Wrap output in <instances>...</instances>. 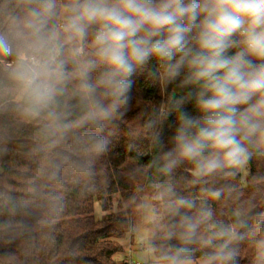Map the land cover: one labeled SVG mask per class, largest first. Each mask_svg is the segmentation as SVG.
<instances>
[{"label":"clouds","instance_id":"1","mask_svg":"<svg viewBox=\"0 0 264 264\" xmlns=\"http://www.w3.org/2000/svg\"><path fill=\"white\" fill-rule=\"evenodd\" d=\"M141 78L161 95L143 112L151 195L136 204L155 264H240L246 241L264 264V197L236 183L264 161V0H0V160L32 129L19 188L0 190V245L59 219Z\"/></svg>","mask_w":264,"mask_h":264},{"label":"trees","instance_id":"2","mask_svg":"<svg viewBox=\"0 0 264 264\" xmlns=\"http://www.w3.org/2000/svg\"><path fill=\"white\" fill-rule=\"evenodd\" d=\"M133 97L132 110L115 130L112 150L97 162L94 177L87 183L68 182L65 207L59 219L30 238L7 247L0 245V264H124L116 255L123 251L122 242L131 231V208L138 195L148 188L142 173L154 154L150 132L141 131L146 118L143 112L149 101L157 106L161 102L158 89L149 87L142 78L133 86ZM31 131V126L25 125L20 144L9 157L0 160V190L9 184L19 188L20 169L27 163L23 155L26 149L21 145L27 143ZM164 135L167 138L170 129ZM184 175L183 169H179L176 179L180 181ZM253 176H264V161L250 164L245 183L242 174L236 180L244 198L254 196L259 202L264 189L257 191L251 187ZM180 186L189 191L183 184ZM116 195L119 198L115 209ZM125 202L132 206L130 210L124 206ZM96 203L104 212L102 218L95 215ZM223 207L226 210L230 204ZM247 245V241L241 245L240 264H251ZM6 254L13 258L6 259Z\"/></svg>","mask_w":264,"mask_h":264},{"label":"rangeland","instance_id":"3","mask_svg":"<svg viewBox=\"0 0 264 264\" xmlns=\"http://www.w3.org/2000/svg\"><path fill=\"white\" fill-rule=\"evenodd\" d=\"M246 174L242 173V181L245 183ZM151 195V191L149 188H145L144 191L138 195L137 199L133 204V208H131L133 213L132 219V227L131 231L127 234L125 239L123 240V251L116 255V259L118 261L124 262V264H155L154 257L148 252L146 244H145V231L146 229L141 227L144 223L143 218L136 211V204L145 198H148ZM119 195L115 197L116 201L114 202V208L117 207V199ZM125 207H132L130 203L125 202ZM95 215L97 218H102L104 215L103 210L100 205L96 203L95 205Z\"/></svg>","mask_w":264,"mask_h":264}]
</instances>
